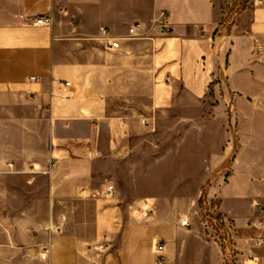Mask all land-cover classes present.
<instances>
[{"label":"crops","instance_id":"crops-1","mask_svg":"<svg viewBox=\"0 0 264 264\" xmlns=\"http://www.w3.org/2000/svg\"><path fill=\"white\" fill-rule=\"evenodd\" d=\"M223 18L215 0H0V264H157L159 243L165 264H223L191 258L181 223L151 200L134 221L109 168L133 158L151 118L211 87L215 112L239 124L219 188L243 224L236 248L264 264V0Z\"/></svg>","mask_w":264,"mask_h":264},{"label":"rangeland","instance_id":"rangeland-1","mask_svg":"<svg viewBox=\"0 0 264 264\" xmlns=\"http://www.w3.org/2000/svg\"><path fill=\"white\" fill-rule=\"evenodd\" d=\"M215 5L229 28L248 7V0H215ZM219 92L224 93V88ZM214 95L211 87V100H181L170 112L151 118L152 128L140 139L142 144L131 145L133 158H125L127 163H112L109 168L125 203L133 206L134 221L146 223L140 211L151 200L158 205V214L181 223L185 239L191 243V258L218 253L223 264H243L256 258L246 257L242 249L236 248L235 239L243 236V224L237 223L219 191L228 183V168L240 146L239 124L232 118L231 108L227 111L224 106L215 112L223 103L213 100ZM230 145L231 156L216 172L219 158L225 156ZM141 201L144 202L137 205ZM5 206L7 196L1 194L0 212ZM184 221L187 226H182ZM4 242L5 238L1 243ZM256 243V248L264 245L263 240Z\"/></svg>","mask_w":264,"mask_h":264},{"label":"built area","instance_id":"built-area-1","mask_svg":"<svg viewBox=\"0 0 264 264\" xmlns=\"http://www.w3.org/2000/svg\"><path fill=\"white\" fill-rule=\"evenodd\" d=\"M167 17V14L165 12L161 13V19L162 20H165ZM36 24L37 25H46V26H50L52 24V18L51 16H48V17H41L40 19H38L36 21ZM138 25H135L133 27V29L130 30V34L131 35H134L135 34V31L138 29ZM104 33H106V31L103 30ZM145 124V123H143ZM9 168L12 170L14 168L13 165H9ZM104 198L106 199H112L114 197H116V192L114 190L113 187H109L107 189L106 192H104ZM140 214H141V217L142 219L144 220H147L151 217V214H152V209H151V205L150 204H144L142 207H141V211H140ZM182 226H187V222H182ZM164 251H165V244L164 243H159L158 246H157V250H156V253H157V258H156V263L157 264H165V256H164ZM50 253H51V250H50V247H46L43 251V254H42V259L43 260H47L50 256ZM243 264H259L258 261L256 259H250V260H246Z\"/></svg>","mask_w":264,"mask_h":264}]
</instances>
